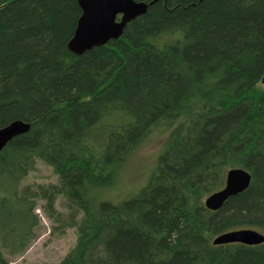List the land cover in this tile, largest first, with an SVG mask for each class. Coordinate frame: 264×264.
<instances>
[{
  "label": "trees",
  "instance_id": "obj_1",
  "mask_svg": "<svg viewBox=\"0 0 264 264\" xmlns=\"http://www.w3.org/2000/svg\"><path fill=\"white\" fill-rule=\"evenodd\" d=\"M134 1L147 11L119 39L75 55L77 0H0V128L30 125L0 152V215L41 162L57 176L37 188L48 208L62 195L80 212L58 264H264V243L212 245L264 235V0ZM158 127L167 145L146 186L92 198ZM231 168L248 188L207 210Z\"/></svg>",
  "mask_w": 264,
  "mask_h": 264
},
{
  "label": "rangeland",
  "instance_id": "obj_2",
  "mask_svg": "<svg viewBox=\"0 0 264 264\" xmlns=\"http://www.w3.org/2000/svg\"><path fill=\"white\" fill-rule=\"evenodd\" d=\"M167 140L168 131L155 128L114 171L109 185L91 189V197L111 204L134 197L156 172ZM56 184L52 169L37 162L35 171L19 182L16 197L6 196L0 215V254L5 264H58L74 247L77 234L71 222L80 218V212L74 215L75 209L67 207L62 195L50 210L46 204L50 191H45L44 201L37 189Z\"/></svg>",
  "mask_w": 264,
  "mask_h": 264
},
{
  "label": "water",
  "instance_id": "obj_3",
  "mask_svg": "<svg viewBox=\"0 0 264 264\" xmlns=\"http://www.w3.org/2000/svg\"><path fill=\"white\" fill-rule=\"evenodd\" d=\"M77 3L81 15L68 43V49L75 55L119 39L125 25L145 14L148 7L146 3L134 0H77ZM29 128L30 125L21 120L0 128V152L13 138L26 134ZM250 180V174L242 168L227 170L222 188L204 199V207L211 212L218 211L228 198L244 192ZM263 243L264 235L255 230L225 232L212 239L213 246H257Z\"/></svg>",
  "mask_w": 264,
  "mask_h": 264
}]
</instances>
